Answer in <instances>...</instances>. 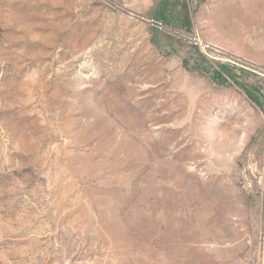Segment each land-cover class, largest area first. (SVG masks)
Returning a JSON list of instances; mask_svg holds the SVG:
<instances>
[{
  "label": "rangeland",
  "instance_id": "374dc122",
  "mask_svg": "<svg viewBox=\"0 0 264 264\" xmlns=\"http://www.w3.org/2000/svg\"><path fill=\"white\" fill-rule=\"evenodd\" d=\"M264 0H0V264H258Z\"/></svg>",
  "mask_w": 264,
  "mask_h": 264
},
{
  "label": "crops",
  "instance_id": "0c3cea01",
  "mask_svg": "<svg viewBox=\"0 0 264 264\" xmlns=\"http://www.w3.org/2000/svg\"><path fill=\"white\" fill-rule=\"evenodd\" d=\"M258 260H259L258 264H264V249L261 251Z\"/></svg>",
  "mask_w": 264,
  "mask_h": 264
}]
</instances>
